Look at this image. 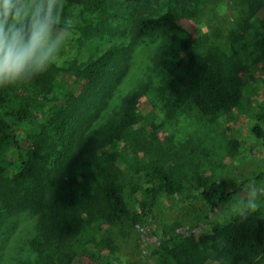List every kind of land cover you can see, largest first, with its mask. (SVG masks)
Wrapping results in <instances>:
<instances>
[{"label":"trees","instance_id":"trees-1","mask_svg":"<svg viewBox=\"0 0 264 264\" xmlns=\"http://www.w3.org/2000/svg\"><path fill=\"white\" fill-rule=\"evenodd\" d=\"M160 1L67 0L104 13L84 33L88 38L118 35L115 20L121 15L110 9L118 4L126 7L132 21L130 43L109 47L96 60L74 70L77 80L84 83L81 92L69 91L66 103L53 106L50 116L38 118L33 107L41 104L39 96L50 94L57 86L60 72L70 73L55 63L24 83L33 89V105L28 102L0 111V205L8 216L24 212L37 216L39 238L31 242L46 264H78V250L90 254L91 264H113L111 256L104 255L106 249H115L113 237L103 236L106 227L157 239L143 249L135 264H150L151 260L156 264H264V193L255 201L259 205L255 211L246 210V205L224 221L213 219L240 191L264 187V169L239 177L232 185L200 177V194L208 212L189 224L182 219L161 224V234H157L152 226L160 196L182 193L187 176L173 161L179 155L173 151L171 139L163 155H153L163 124L152 121V130H146L144 122L149 118L137 108L145 89L126 96L121 111L85 142L95 119L88 111L97 98L105 103L113 95L129 70L133 47L179 28L176 11L153 14ZM174 1L175 10L190 13L201 0ZM233 1L240 18L225 44L187 49L168 68L173 107L198 114L209 124L232 115L243 104L251 67L264 62V0ZM34 116L39 123L25 138L19 137L10 118L23 121ZM252 134L264 146V105L254 116ZM238 146L235 141L234 151ZM104 148L109 152L102 153ZM145 150L152 158L130 164L138 181H128L122 166L127 157L124 152L139 155Z\"/></svg>","mask_w":264,"mask_h":264},{"label":"rangeland","instance_id":"rangeland-1","mask_svg":"<svg viewBox=\"0 0 264 264\" xmlns=\"http://www.w3.org/2000/svg\"><path fill=\"white\" fill-rule=\"evenodd\" d=\"M85 7L68 3L65 6V14L73 20L74 28L55 64L59 68H66L70 73L60 72L56 76L57 86L50 94L39 96L41 104L38 108L33 107V110L40 119L50 116L53 106L64 105L69 91L81 92L84 83L77 80L74 70L96 60L109 47L127 46L130 43L129 29L132 21L126 7L118 4L110 9V12L121 15L115 20V24L120 27L118 35L91 38L84 33L88 31V27L96 25L104 13ZM154 7L153 14L156 15L164 14L168 10L176 11L179 28L146 38L133 47L129 70L113 95L106 98L105 103L97 98L88 111V116L95 119L89 126L85 142L97 135L100 125L121 111L126 96L142 87L145 89L137 102V108L143 117L149 118V121L144 122L146 130H152V121L163 124L158 132L159 144L153 155H163L168 139H171L173 151L179 158H184L179 160L176 157L173 161L187 176L182 193L175 197L163 194L159 198L152 228L155 233L161 234V224L180 219L189 224L208 212L200 194V177L225 180L228 185H232L237 178L264 169V146L252 134L254 116L264 105V62L257 67H251L243 91V104L232 115L221 118L215 124H209L198 114L183 113L171 103L168 68L187 49L213 43L225 44L231 31L238 28V5L233 0H201L190 13L182 8L175 10L177 4L174 0H161ZM32 96L33 89L26 88L24 83L0 89V111L26 106L28 102L33 105ZM10 122L18 136L25 138L27 132L39 123V119L35 116L23 121L10 118ZM235 141L239 143L237 151L233 149ZM109 150L104 148L102 153H108ZM124 154L127 157L122 166L128 181H138L130 164L149 162L152 154L148 150L139 155H134L132 151ZM263 193L262 185L240 191L235 200L226 204L213 219H228L232 214L243 210L249 200L259 201ZM38 231L37 216L29 212L8 216L0 205V264H46L44 257L38 255L31 242L39 238ZM103 236L105 239H114V251L104 250V255H110L113 264H135L143 249L151 247L157 241L156 238L149 239L143 234L126 235L117 227H106ZM76 262L91 264L92 259L90 254L78 250ZM149 263L156 264V261L151 260Z\"/></svg>","mask_w":264,"mask_h":264},{"label":"clouds","instance_id":"clouds-1","mask_svg":"<svg viewBox=\"0 0 264 264\" xmlns=\"http://www.w3.org/2000/svg\"><path fill=\"white\" fill-rule=\"evenodd\" d=\"M66 4L67 0H0V89L29 82L58 60L74 28L65 14ZM258 206L249 200L246 210Z\"/></svg>","mask_w":264,"mask_h":264}]
</instances>
